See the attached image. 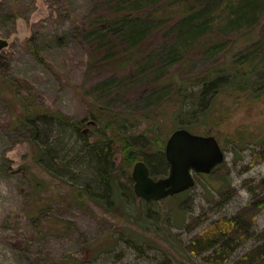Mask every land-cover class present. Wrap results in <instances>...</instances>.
<instances>
[{
  "label": "rangeland",
  "instance_id": "obj_1",
  "mask_svg": "<svg viewBox=\"0 0 264 264\" xmlns=\"http://www.w3.org/2000/svg\"><path fill=\"white\" fill-rule=\"evenodd\" d=\"M194 1L202 6L191 31L175 27V17L147 27L133 43L83 31L89 16L109 8L104 0H0V38L10 42L0 52V264H260L264 87H230L203 104L189 98L181 115L176 80L220 66L263 37L264 0H254L255 9L241 18L245 0ZM151 6L157 4L144 8ZM135 44L140 56L133 63L112 65ZM171 54L175 63L168 64ZM26 99L84 120L80 129L89 144L104 140V131L113 137L90 118L110 115L128 121L145 151L165 149L185 124L215 135L225 160L196 174L192 188L154 204L134 191L133 170L142 157L127 164L119 142L116 174L133 194L103 205L84 189L98 191L87 160H36L50 138L37 139L19 123ZM62 138L64 156L76 138Z\"/></svg>",
  "mask_w": 264,
  "mask_h": 264
},
{
  "label": "trees",
  "instance_id": "obj_2",
  "mask_svg": "<svg viewBox=\"0 0 264 264\" xmlns=\"http://www.w3.org/2000/svg\"><path fill=\"white\" fill-rule=\"evenodd\" d=\"M104 4H110L109 8L92 14L83 23L86 26L83 31L91 36H107L121 38L137 43L139 38L144 35L147 27L152 28L160 21H173L175 17L178 20L175 22V27L192 30L195 19L200 14L199 8L201 4H196L194 0H104ZM247 3L238 11L237 17L241 18L248 15L250 9H255L257 2L254 0H245ZM151 2L157 6L144 8L146 3L151 5ZM139 3V4H138ZM115 4H121L118 8H113ZM138 4V5H137ZM141 4V6H139ZM123 5V7H122ZM137 5V6H136ZM143 5V6H142ZM136 6V7H133ZM136 46V47H135ZM124 56L117 58L112 65L118 68H125L133 63L140 56L139 46L135 44ZM176 54L169 55L168 64L173 62ZM42 59L41 54H36ZM44 61V60H43ZM249 70L247 71V69ZM177 93L176 98H183L179 101L178 106L181 107L177 114L184 115L185 107L190 104L189 98H201L203 104L206 98H210L211 94H216L221 90H228L230 87H235L236 90L247 91V85L253 89L264 87V36L255 41L249 48L237 49L228 61L222 65L213 68H208L205 71L190 76L182 77L176 80ZM239 90V92H241ZM238 97V95H236ZM21 98H26L21 96ZM27 98H31L28 95ZM186 99V100H185ZM179 100V99H178ZM46 109L43 105L32 103L30 100H25L21 107V115L17 118L19 123L29 125L36 131L37 139L40 136L46 139L45 145L47 148H41L42 154L36 156V160L45 161L46 164H51L54 158H61L64 161L68 158L79 165L82 161L87 160L94 174V182L97 185L96 191L86 189L87 195L91 196L96 201L103 205L112 207L115 199L120 197H129L133 191L129 188L122 187L119 177L116 174V164L114 160V148L117 143L122 144V149L125 153L124 161L127 164L136 162L140 157L150 167L151 174L155 177H160L167 174L169 163L166 159L165 149L159 151H145L146 143L140 141L141 137L131 133L128 121L123 118L111 117L110 115L99 118L92 115V121L103 124V128L111 132L113 137H109L104 131V140L98 142L87 143L85 133L80 129L82 121H78L64 112H54ZM190 115V112H187ZM191 116V115H190ZM87 119V118H86ZM182 127L188 128V125ZM191 130V129H190ZM52 135V136H51ZM62 136L76 138V142H72L70 152L64 156L59 155L65 152L67 144L62 140ZM81 143V144H80ZM42 144V143H41ZM75 144L80 147L76 149ZM85 144V145H84ZM43 146V144H42ZM85 151V153H82ZM72 154V155H71ZM47 155V159H45ZM50 155V156H49ZM71 155V157H70ZM68 156V157H66ZM38 157V158H37ZM165 168V169H164ZM132 182V177H129ZM119 193V194H118ZM156 204L157 201H151ZM139 241L138 239H135ZM258 261L264 264V244L258 247Z\"/></svg>",
  "mask_w": 264,
  "mask_h": 264
},
{
  "label": "water",
  "instance_id": "obj_3",
  "mask_svg": "<svg viewBox=\"0 0 264 264\" xmlns=\"http://www.w3.org/2000/svg\"><path fill=\"white\" fill-rule=\"evenodd\" d=\"M0 38V52L9 46ZM169 163L167 174L155 177L144 160H138L133 170L135 194L146 201H161L192 188L196 174L211 173L225 160V151L215 135L199 134L188 128L175 129L165 147Z\"/></svg>",
  "mask_w": 264,
  "mask_h": 264
}]
</instances>
